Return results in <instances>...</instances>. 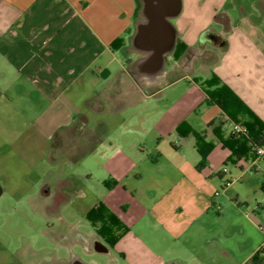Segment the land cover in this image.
<instances>
[{"label":"crops","instance_id":"0c3cea01","mask_svg":"<svg viewBox=\"0 0 264 264\" xmlns=\"http://www.w3.org/2000/svg\"><path fill=\"white\" fill-rule=\"evenodd\" d=\"M178 45L187 48L176 56ZM198 73L202 90L217 75L264 122V0H0V171L15 180L21 167L54 165V150L85 147L98 129L91 117L123 107L127 87L146 99L164 78L178 74L172 84ZM207 104L210 125L231 119ZM231 134L219 138L223 156L240 164L244 154L223 145ZM107 147L104 177L121 179L132 158ZM96 154L93 146L80 163ZM180 169L174 179L153 175V219L119 216L128 230L116 244L95 233L88 247L97 255L72 264H264L255 208L221 219L214 182L224 173L187 161Z\"/></svg>","mask_w":264,"mask_h":264},{"label":"rangeland","instance_id":"374dc122","mask_svg":"<svg viewBox=\"0 0 264 264\" xmlns=\"http://www.w3.org/2000/svg\"><path fill=\"white\" fill-rule=\"evenodd\" d=\"M200 76L204 74L172 84L166 77L158 85L160 90L146 99L127 87L123 107L110 106L111 110L91 117V126L98 129L84 142L85 147L54 150V165L39 164L35 172L27 173L21 167L15 180L0 171L4 189L0 195V264H72L78 256L91 261L97 255L88 247L97 233L87 217L93 205L107 203L126 221L153 219V175L179 177L184 161L195 171L227 169L223 179L214 182L220 192L221 219H242L238 208H255L256 214L251 213L259 227L264 226V157L256 161L250 150L240 164L224 158L219 138L229 134L234 121L229 119L222 126L205 121L211 105L197 83ZM179 126L186 135L178 132ZM196 133L213 145L205 163L197 150ZM179 136L185 138L179 141ZM101 139L107 145L101 146ZM111 144L132 158L130 173L118 180L104 177L111 161L101 155ZM93 146L98 154L92 162L81 164ZM137 172L142 173L141 179H136ZM164 187L163 183L159 190ZM155 190L158 196V187Z\"/></svg>","mask_w":264,"mask_h":264},{"label":"trees","instance_id":"16d2710c","mask_svg":"<svg viewBox=\"0 0 264 264\" xmlns=\"http://www.w3.org/2000/svg\"><path fill=\"white\" fill-rule=\"evenodd\" d=\"M186 48V46L179 48L178 45L176 56L180 55ZM220 84L221 80L215 74L210 79L201 82V86L206 93L205 102L217 104L223 109L225 115L234 122L243 123L247 128V135L237 137L231 134L229 139L223 141V145L229 148L232 154L237 157H241L239 151L244 155H247L250 150L254 153V147L264 141V122L226 84ZM240 115L245 116L246 119L241 120ZM178 132L186 135L181 130V126L178 127ZM197 136V150L202 156L201 162L205 163L213 145L206 142L201 134H197ZM262 189L264 190V184ZM87 217L96 227L98 235L110 246L115 245L128 230L122 219L103 202L93 206Z\"/></svg>","mask_w":264,"mask_h":264},{"label":"built area","instance_id":"2783aa9c","mask_svg":"<svg viewBox=\"0 0 264 264\" xmlns=\"http://www.w3.org/2000/svg\"><path fill=\"white\" fill-rule=\"evenodd\" d=\"M232 134L236 135L237 137L241 135H247V128L241 122H234L233 128H232ZM254 154L256 156V161L257 159L264 157V141L261 144H258L254 147ZM256 165H258V163ZM226 171L227 169L224 168L223 173H225ZM215 194L219 195L220 192L216 191ZM260 228L264 230V226H260Z\"/></svg>","mask_w":264,"mask_h":264},{"label":"water","instance_id":"95a60500","mask_svg":"<svg viewBox=\"0 0 264 264\" xmlns=\"http://www.w3.org/2000/svg\"><path fill=\"white\" fill-rule=\"evenodd\" d=\"M2 194V188H1V186H0V195ZM96 249L97 250H99V251H101V250H104V245L102 244V243H100V242H96Z\"/></svg>","mask_w":264,"mask_h":264}]
</instances>
